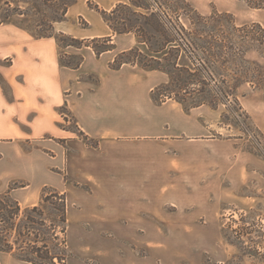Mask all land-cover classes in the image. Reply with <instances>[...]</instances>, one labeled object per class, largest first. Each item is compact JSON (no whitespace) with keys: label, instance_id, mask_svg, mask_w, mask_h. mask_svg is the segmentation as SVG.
<instances>
[{"label":"crops","instance_id":"obj_1","mask_svg":"<svg viewBox=\"0 0 264 264\" xmlns=\"http://www.w3.org/2000/svg\"><path fill=\"white\" fill-rule=\"evenodd\" d=\"M91 1L106 10L129 2ZM88 2L73 0L56 30L78 38L112 35ZM114 43L100 56L88 46H67L66 53L83 56L80 67L70 68L61 63L55 36L0 24V177L25 182L21 192L11 191L22 206L36 204L42 186H52L66 191L68 229L80 234L148 227L169 233L174 221L182 226V218L205 212L208 187L211 194L225 181L243 188L256 175L264 178L261 156L241 150L236 138L209 136L212 125L197 108L154 101L162 81L157 70L110 67L136 46L134 33L117 34ZM69 115L98 146L61 126ZM257 187L264 191V182Z\"/></svg>","mask_w":264,"mask_h":264},{"label":"rangeland","instance_id":"obj_2","mask_svg":"<svg viewBox=\"0 0 264 264\" xmlns=\"http://www.w3.org/2000/svg\"><path fill=\"white\" fill-rule=\"evenodd\" d=\"M72 1L0 0V20L8 18V21L34 35L58 33L60 31L54 30L53 26L56 20L63 17L65 4ZM138 1L149 9L158 10L171 27L177 28L180 23L191 28L185 12L189 6L204 16H210L213 11L223 14L222 18H217L218 21L209 20V24L215 25L217 32L224 31L225 36L221 34L217 37L225 47L224 57L202 59L203 54L198 56L186 52L183 48L187 49V46L184 45L179 53V62L183 65L201 66L206 61L212 78L199 85L191 84L188 89L191 93H185L179 83L171 82L167 73L157 70L162 81L153 88L152 94L158 86L169 84L155 91L156 100L165 102L174 99L182 102L187 110L197 108L202 121L212 125L209 136L236 138L241 150L259 155L264 160V156L259 154V151L264 152V45L237 37L238 32L233 28V24L260 23L264 26V10L251 8L243 0ZM122 17L132 18V15L124 11L119 14V18ZM69 42V39H65L60 45L66 62L80 57L64 55L68 54L66 47ZM140 47L143 51L148 50L146 43ZM235 97H238L242 108L234 101ZM225 98L228 100L223 101ZM156 100L158 104L163 103ZM61 111L68 113L67 108ZM66 118L61 126L78 134L76 120L71 115ZM95 141L97 139L90 142ZM259 170L264 173V168ZM262 182L264 178L256 175L243 188L234 185L232 180L225 181L217 193L211 188L210 194L208 187L205 212L202 211L197 217L198 213H191L189 217L182 218L186 220L182 226L174 221L169 233L148 227L145 230L123 228L117 232L89 235L80 234L70 227L66 237L70 253L67 264H264V191H255ZM22 183L25 184L22 179L1 176L0 193L14 189L21 192ZM44 187L39 201L34 205L23 204L24 210L42 203ZM44 209L49 214L48 204L44 205ZM17 259L21 260L13 253L0 252L1 264H15L18 263Z\"/></svg>","mask_w":264,"mask_h":264},{"label":"trees","instance_id":"obj_3","mask_svg":"<svg viewBox=\"0 0 264 264\" xmlns=\"http://www.w3.org/2000/svg\"><path fill=\"white\" fill-rule=\"evenodd\" d=\"M243 1L251 8L264 10V0ZM71 3L65 4L63 17L56 20V22L66 19ZM88 5L103 16L112 29V35L78 38L60 31L58 33L36 36H55L60 45L62 41L69 39L70 42L67 46H88L100 56L103 52L115 48V35L134 33L138 39V45L120 52L110 63V67L118 69L124 64H131L147 70L163 71L170 76L172 83L177 85L179 83L185 93H191L188 91L191 84L197 85L198 83L199 85L201 82L205 83L206 80L212 78V73L209 70L210 66L204 60L201 66L191 67L181 64L179 62L181 47L183 45L187 46V49L183 48L186 52H193L198 56L203 54L204 57L202 59L206 58V60L207 57L211 56L224 57L226 52L225 47L220 44V40H217V37L221 34L225 36L224 31L217 32L216 26L209 24V20L218 21L217 18L223 17V14L218 11H213L210 16H204L197 9L189 6L188 10L185 9V12L190 20L191 28H187L181 23L179 28H177L171 27L158 10L149 9L138 0L118 3L111 10H106L91 0H89ZM141 9L147 10V12H143ZM124 11H129L132 18H119V14ZM177 13L179 12L177 11ZM8 20V18L5 20L1 19L0 24ZM80 20L83 27L89 26V22L84 17L80 16ZM233 28L238 32L237 37L247 38L253 43L264 45V26L262 24L251 23L242 26L233 24ZM143 43L147 44V51H143L140 47ZM64 55L67 57L74 56L70 54ZM60 60L64 66L78 68L83 62V56H80L78 60L66 62L61 54ZM168 85L158 86L155 91L161 90ZM155 91L152 94L154 100H156ZM226 100L228 98L223 99V101ZM156 101L160 103L164 100ZM234 101L239 108H242L238 97H235ZM64 119L67 120L66 116ZM63 128L70 129L67 127ZM78 135L82 136L91 145L96 146L99 143L98 140L91 143L92 139L80 127ZM259 154L264 156L262 151H259ZM20 185L25 186L26 184L22 183ZM41 202L24 210L20 202L11 195V190L0 194V252L13 253L17 258L33 264H67L70 254L67 250L66 239L68 232L67 194L45 186ZM45 204L50 206L49 214L44 209Z\"/></svg>","mask_w":264,"mask_h":264}]
</instances>
